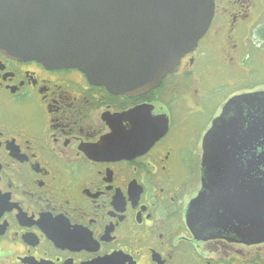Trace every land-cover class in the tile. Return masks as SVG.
Listing matches in <instances>:
<instances>
[{
  "label": "flooded vegetation",
  "instance_id": "flooded-vegetation-1",
  "mask_svg": "<svg viewBox=\"0 0 264 264\" xmlns=\"http://www.w3.org/2000/svg\"><path fill=\"white\" fill-rule=\"evenodd\" d=\"M255 56L264 0H214L197 48L137 96L0 50V264H264V241L214 221L224 196H245L242 179L226 192L204 180L221 169L204 156L225 104L264 92ZM251 150L264 152V137Z\"/></svg>",
  "mask_w": 264,
  "mask_h": 264
},
{
  "label": "water",
  "instance_id": "water-1",
  "mask_svg": "<svg viewBox=\"0 0 264 264\" xmlns=\"http://www.w3.org/2000/svg\"><path fill=\"white\" fill-rule=\"evenodd\" d=\"M213 14V0H0V50L53 68L77 69L113 94L137 96L157 87L184 54L196 49ZM244 133L248 152V143L245 149L238 145ZM260 137L264 92L234 97L209 130L215 152L208 146L204 156L205 164L221 167L205 171L208 187L214 180L226 192L231 175L242 179L245 196H233V203L224 196V210L214 221L235 228L233 234L250 244L264 241V174L258 173L264 152L251 150ZM224 142L234 144L232 153ZM211 201L220 203L217 197ZM203 218L208 221L204 213ZM187 221L194 226L195 201Z\"/></svg>",
  "mask_w": 264,
  "mask_h": 264
},
{
  "label": "rangeland",
  "instance_id": "rangeland-1",
  "mask_svg": "<svg viewBox=\"0 0 264 264\" xmlns=\"http://www.w3.org/2000/svg\"><path fill=\"white\" fill-rule=\"evenodd\" d=\"M256 59L253 60V62L251 61V67L254 68L255 70L260 71L259 73H257V76L254 77V82H261L264 83V57L263 56H255ZM233 87V86H232ZM235 87L230 88V89H235ZM213 100H215V98H213ZM213 104L214 102L208 104L207 108H209V110L213 109Z\"/></svg>",
  "mask_w": 264,
  "mask_h": 264
}]
</instances>
